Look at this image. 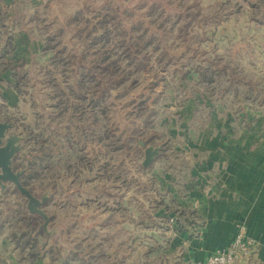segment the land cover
<instances>
[{
	"label": "rangeland",
	"instance_id": "1",
	"mask_svg": "<svg viewBox=\"0 0 264 264\" xmlns=\"http://www.w3.org/2000/svg\"><path fill=\"white\" fill-rule=\"evenodd\" d=\"M44 1L45 6L35 10L39 20L33 25L34 35L46 34H43L45 41L56 45V51L46 52L43 60L36 56L31 58L28 72L31 81L23 92L32 104H21L16 110L0 99V121L13 123L11 132L20 134L22 151L27 145L32 150L41 149L32 151L26 158L20 155L21 151L15 163L22 162L23 169L31 167L33 174L38 171L31 179L35 195L40 198L47 194L43 209L51 213L52 225L67 228L65 234L58 229L52 240L67 241L71 246L84 241L85 248L79 255L89 262L100 260L102 252L89 244L105 240V232L99 229L94 232L92 222L97 220L94 214L104 207V195L109 194L115 199L114 208L118 210L113 217L118 264H122L123 257H129V264H170L168 256L182 258L183 246L176 256L174 251L170 253L167 244L181 226L176 218L181 205L173 203V195L185 194L186 185L193 182L196 162L191 164L190 151L191 146L198 143L195 132L203 130L210 111L218 113L220 105L224 109L221 114L226 113L223 117L228 129L242 125L245 118L255 115L257 110L264 112V104L251 99L256 98L259 89L250 88V85L257 86L256 83L264 84V1ZM115 6H121V13L127 10L122 15L126 30H130L136 17L145 23L152 19L162 22L163 27L159 46L151 44L135 53L133 63L123 49L112 42L107 48L115 51L111 59L117 60L119 71L110 76L102 65L92 62L100 56L86 53L89 49L84 47L79 35L83 33L81 29L86 20L95 21L106 12H112ZM44 18L45 21H41ZM64 45L68 54L82 55L83 63H79L81 60L50 61L52 52L56 53ZM224 64L234 69L235 75L231 77V69L226 70ZM54 77L60 87L71 86L86 94L83 106H87V100L97 91L106 89L108 92L104 99L107 113H102L100 107L91 110L88 105L86 108L89 113L85 114L82 124L88 129L83 128L81 136L85 144L84 159L82 166L73 168L72 172L62 168H65V160L54 153L56 147L46 145L50 131L59 142L64 134L59 117L66 111L58 101L60 97H56L61 89L55 86ZM97 80L101 82L99 85ZM45 117L51 120L46 121ZM176 131L179 135L173 136ZM44 139L47 140L45 146ZM139 140L146 146L159 147L158 155L148 167L143 166L145 148L138 144ZM49 150L56 155L53 164L58 165L60 171L56 166L54 172L48 173L47 167L44 168L50 166L48 157H38L42 152L48 154ZM76 170L77 174L81 173L80 178L68 192L69 201L64 202L61 195L65 190L60 187L74 178L72 174ZM50 176L59 178L57 181L64 185L48 186L44 181L50 182ZM8 185L12 188L10 192L15 191L13 185ZM96 194L100 195L98 200H91ZM49 197L52 198L49 200ZM20 198L22 206H26V199ZM99 203L103 204L100 208ZM76 212H82V216ZM123 222L125 227H122ZM123 241L125 248L120 246ZM127 242L130 249L126 248Z\"/></svg>",
	"mask_w": 264,
	"mask_h": 264
},
{
	"label": "crops",
	"instance_id": "2",
	"mask_svg": "<svg viewBox=\"0 0 264 264\" xmlns=\"http://www.w3.org/2000/svg\"><path fill=\"white\" fill-rule=\"evenodd\" d=\"M45 3L44 0H0V99L9 104L11 109L13 107L17 110L18 106L24 103L29 106L32 104L28 101L26 93L22 92L25 86H20L22 91H18L14 71L7 64L11 63L14 67L18 60H24V66L19 68L21 72L18 71L23 74L25 71H30L31 58L41 55L46 34L42 33L43 29H40L42 34L34 35L33 25L39 20L35 16V10L42 9ZM256 85L255 87L250 86L251 89H259L256 98L251 99L254 100L253 102L257 99L264 104V84L256 83ZM76 101L72 100L74 104ZM50 106L49 104L47 107L49 111ZM223 110L220 105L218 113L210 111L203 130L195 132L198 143L191 146L190 151L191 164L196 162L192 170L193 182H188L185 194L178 192L173 195V203L181 205V211H176L177 222H180L181 228L173 233L167 245H169L170 253L174 251L176 256L180 254L179 251L183 246V257L168 256L170 264L202 260L216 248L228 246L233 241L239 224H245L248 233L264 243V112L257 110L256 113L254 112L255 115H248L251 121L245 116L244 125L240 123L235 129H228L226 119L223 117L226 113L221 114ZM65 111L66 113H62L59 117L61 129L64 132L62 140L57 141L53 137L55 133L50 131L48 141L44 139L43 145L45 146L47 141L46 145L55 146L54 153L59 154L61 160H65V168H62L72 172L73 168L82 166L84 159L82 149L85 144H82V140L77 141L78 138H83L81 137L83 124L81 119L80 121L77 119V114L72 107ZM47 120L51 119L48 117ZM62 122H65V125ZM176 135H179L177 131L173 136ZM54 153L49 150V153H44L42 158L48 157L50 161V166L44 167H47L48 173L54 172L56 166L59 171L61 170L58 165L53 164V159L56 158ZM54 163L57 162L54 160ZM80 174L79 171L77 174L76 170L72 174L74 178L65 183L64 187H60L64 184L59 182L60 180L57 181L59 178L55 179L51 176L52 180L49 177L51 181H44V183H48L50 187L59 186L61 183L59 187L65 190L61 199L66 202L69 201L70 193L68 192L71 191L72 184L78 182ZM10 189L12 188L9 185L4 191L0 187V264L119 263L115 254L117 245L113 239L116 226L113 217L118 211L114 208L113 196L104 195L106 197L102 202L104 207L99 209L100 212L94 214L93 217H97V220L92 222L94 232L98 229L101 233L105 232V240H98L100 242L96 241L93 245L89 244L92 249L99 248L100 253L102 252L100 260L95 259L96 263H94L85 261L82 255H79L85 248L84 241L81 245L73 244V246L67 241H55L52 245L48 243L45 247L43 244H38V248L44 249V252L36 257L32 256V246L14 241L12 234L18 230L22 222L19 209L23 208V200L20 198L22 195L19 196L14 191L10 192ZM79 195L82 197V194ZM91 197V200H98L100 195L96 194V197ZM51 198L49 197V200ZM195 201L199 203L197 208L193 207ZM103 204H100L99 208ZM122 212L124 215L125 210L123 209ZM46 213L50 218L48 235L55 237L58 229L65 234L67 228L52 225L53 217L47 209ZM76 213L78 215L80 212ZM80 214L82 216V212ZM122 227H125L124 222ZM120 246L125 248V242L123 241ZM126 248L130 249V242L126 243ZM69 249L74 252V255ZM56 253L61 257L59 261L56 260ZM122 264H129V257L126 259L123 257ZM240 264H264V250H258L249 262Z\"/></svg>",
	"mask_w": 264,
	"mask_h": 264
},
{
	"label": "trees",
	"instance_id": "3",
	"mask_svg": "<svg viewBox=\"0 0 264 264\" xmlns=\"http://www.w3.org/2000/svg\"><path fill=\"white\" fill-rule=\"evenodd\" d=\"M264 0H261L263 2ZM160 8V7H159ZM158 9V6L154 9L156 12ZM163 9H161L160 12ZM114 11V12H113ZM112 12H106L101 18L93 21L91 20H86V25L84 26L83 33L79 35V39L81 42L84 43V47L89 49L86 53H91L96 55L98 54L100 57L97 59V61L94 59L92 62H98L99 65H102V67L106 70L105 72L109 73L110 76H113L116 74L118 69V64L116 59H111L113 52H115L113 49L109 50L107 47L113 43L117 44L119 47L123 49V52L125 56H129V60L131 63H133V56L135 53L141 52L145 47H148L151 44L156 45V47L159 46V43L162 41L161 37L162 34V27L163 24L162 22H156V20H150L147 21V23L143 22L141 18L136 17L133 24L129 28L130 30H126L124 26L125 20H123L124 13H126L127 10L122 11L121 13V6H115L114 10ZM162 14V13H161ZM48 39V38H47ZM54 40L52 37L51 40ZM50 40V38H49ZM46 43L44 44V47L41 50L40 57H37V59H44V56L46 52H49L51 50H55V46L50 45V42L45 41ZM67 46L64 45L62 48H58L56 53L52 52V56H50V61L52 62H57V59L59 62H75V61H80L79 63L82 62V55L77 57L75 53L73 54H68L66 52ZM56 54V55H55ZM66 63V64H67ZM25 64L24 60H18L17 65L14 67L12 64L8 63L7 65L11 67V69L14 71V77L17 78L16 81V87L18 88V91H22L20 89V86H26L31 79L28 77L29 73L28 71H25L22 73L19 70L20 67H23ZM224 68L226 70H230L231 68H228V65L224 64ZM19 71V72H18ZM235 75L234 69L230 70V76ZM57 78L54 77V83L57 81ZM113 79V78H111ZM82 84L84 85V81H81ZM101 82L97 80V85H99ZM34 85V84H33ZM67 85V84H66ZM55 86L57 89H61L59 93L56 95L58 98V101L60 104L63 105V110L69 109L70 107L73 108V111L77 114L76 117L80 121L85 120V114L89 113L88 105H91L90 109L92 110L93 107H100L102 108V113H107V108L104 106V99L106 98L107 91L106 89L101 91H97L91 100H87V106H83V100L87 99L86 94L82 93L80 90H77L76 88H72L71 86H63L60 87L59 83H55ZM252 86V85H250ZM82 87V86H81ZM249 87V86H248ZM67 90H70L67 92ZM23 92V91H22ZM54 96V98H56ZM75 99L76 104L72 102V100ZM62 111V110H61ZM61 111L59 113H61ZM85 129H88L85 126L83 127L82 125V131ZM82 140V138H78L77 141ZM39 152L41 149H34L32 150L31 148L27 147L24 151L21 152V156L26 158L28 154L31 152ZM44 156V153L42 152L41 154L38 155L40 159H42ZM18 158V156L16 157ZM32 161V160H31ZM30 161V165H33V161ZM22 163H14V169L20 170L23 169ZM25 173L22 176V183L24 186L28 187L35 195V192L33 191V184L31 183V179L33 178L34 175H37L38 171H35L33 174L32 168H24ZM32 169V170H31ZM39 176V175H38ZM37 176V177H38ZM19 196L21 194L19 191L15 188V191ZM22 197V196H21ZM24 198V197H23ZM19 213L21 215V226L18 228V230H15L12 234V239L16 242H23L24 244H28L32 246V256L36 257L38 255H42V252H44V249L38 248V244H43L45 247L48 243L51 245L55 242L52 240V237L48 235V232L43 229V220L42 218L37 215V214H30L27 210L26 206H23L22 209H19ZM180 224V222H178ZM181 225V224H180ZM181 228V226H178V229ZM56 260H60L61 257L59 256L58 253L55 254Z\"/></svg>",
	"mask_w": 264,
	"mask_h": 264
},
{
	"label": "water",
	"instance_id": "4",
	"mask_svg": "<svg viewBox=\"0 0 264 264\" xmlns=\"http://www.w3.org/2000/svg\"><path fill=\"white\" fill-rule=\"evenodd\" d=\"M13 124L10 121H0V187L5 190L8 184L13 185L19 193L26 199L27 210L30 214H37L43 219V229L48 230L50 219L43 206L48 200L47 194L37 197L34 193L22 183V176L25 169H14L15 158L23 150L21 136L18 133H12ZM138 144L145 148V158L143 166H150L159 152V147L146 146L143 140Z\"/></svg>",
	"mask_w": 264,
	"mask_h": 264
},
{
	"label": "built area",
	"instance_id": "5",
	"mask_svg": "<svg viewBox=\"0 0 264 264\" xmlns=\"http://www.w3.org/2000/svg\"><path fill=\"white\" fill-rule=\"evenodd\" d=\"M199 203L194 202L197 208ZM173 222L174 219L171 218ZM264 250V243L251 236L245 224H239L233 241L226 247L216 248L208 257L202 260H192L188 264H240L249 262L254 253Z\"/></svg>",
	"mask_w": 264,
	"mask_h": 264
}]
</instances>
